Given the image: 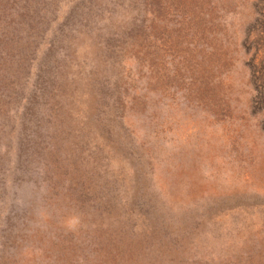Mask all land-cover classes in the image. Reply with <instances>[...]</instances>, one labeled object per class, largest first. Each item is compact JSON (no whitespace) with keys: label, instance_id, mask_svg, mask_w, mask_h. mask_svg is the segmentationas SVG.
Here are the masks:
<instances>
[{"label":"rangeland","instance_id":"rangeland-1","mask_svg":"<svg viewBox=\"0 0 264 264\" xmlns=\"http://www.w3.org/2000/svg\"><path fill=\"white\" fill-rule=\"evenodd\" d=\"M0 264H264V0H0Z\"/></svg>","mask_w":264,"mask_h":264}]
</instances>
